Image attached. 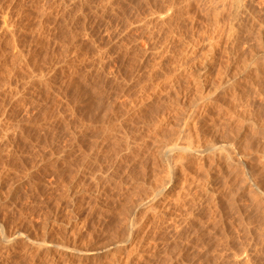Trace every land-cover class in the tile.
I'll return each instance as SVG.
<instances>
[{"label": "rangeland", "instance_id": "rangeland-1", "mask_svg": "<svg viewBox=\"0 0 264 264\" xmlns=\"http://www.w3.org/2000/svg\"><path fill=\"white\" fill-rule=\"evenodd\" d=\"M0 264H264V0H0Z\"/></svg>", "mask_w": 264, "mask_h": 264}, {"label": "bare ground", "instance_id": "bare-ground-1", "mask_svg": "<svg viewBox=\"0 0 264 264\" xmlns=\"http://www.w3.org/2000/svg\"><path fill=\"white\" fill-rule=\"evenodd\" d=\"M183 136V135H182ZM188 136V135H187ZM183 138H185L184 136H183ZM187 139V138H186ZM181 140V139H180ZM192 140V139H191ZM160 141V140H159ZM159 141H158V144H159ZM157 142V141H156ZM174 142V141H173ZM186 142H187V140H186ZM180 143V142H179ZM181 143H183V140H182V142ZM180 143V145H183V144H181ZM178 144V143H177ZM177 144H174V146L172 147H166V145L164 146H161V148H159V149H161V151L159 150V152L160 153H162L163 155H165V158H166V155H168V154H170L171 153V151H173L174 149H179V150H183V151H190L192 148H190V147H187V145L186 146H177ZM187 144V143H186ZM176 145V146H175ZM179 145V144H178ZM189 146V145H188ZM160 147V146H159ZM163 147V148H162ZM196 147V146H195ZM209 147V146H208ZM158 149V148H157ZM198 149V148H197ZM205 149V148H204ZM203 149V150H204ZM207 149V148H206ZM205 149V150H206ZM209 149V148H208ZM209 150H213V149H209ZM197 150H195V152H196ZM201 151V150H200ZM158 152V151H157ZM209 152V151H208ZM200 153V152H199ZM162 155V156H163ZM160 156H161V154H160ZM173 156V155H172ZM169 157V156H168ZM170 159V158H169ZM174 160V159H173ZM169 162V161H168ZM172 177V176H171ZM166 183V182H165ZM166 186H167V184H166ZM160 192H162V190L161 189H159L157 192H156V195L158 194L159 195V193ZM155 194V193H154ZM91 252V251H90ZM81 254V253H80Z\"/></svg>", "mask_w": 264, "mask_h": 264}]
</instances>
